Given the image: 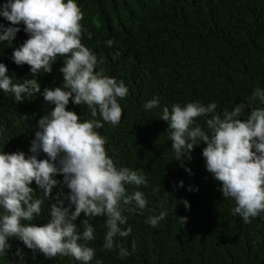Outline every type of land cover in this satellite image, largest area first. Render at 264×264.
<instances>
[{"label":"clouds","instance_id":"obj_1","mask_svg":"<svg viewBox=\"0 0 264 264\" xmlns=\"http://www.w3.org/2000/svg\"><path fill=\"white\" fill-rule=\"evenodd\" d=\"M196 1L178 0L177 6H193ZM223 8L235 23L236 34L242 29V14L259 32L246 54L252 72L236 86L246 98L218 113L215 102L174 103L169 109L153 98L144 83L127 84L119 61L122 57L129 61L131 55L113 59L110 73L99 70L97 56L82 43L86 29L77 0H5L0 4V16L11 25L25 26L29 34L14 49L12 58L17 65H28L34 77L13 83L7 67L0 63V93L7 97L3 121L13 106L25 122L11 148L0 146V258L11 247L9 238L15 237L22 243L14 264H105L89 244L95 239V229L102 245L99 250L124 259L132 254L127 239H135L137 232L171 225L189 237L201 228L202 249L214 238L212 222L201 214L202 204L228 206L225 216L231 227L241 223L239 232L231 231L229 239L243 235L253 222L264 224V0H227ZM175 29L183 30L177 19ZM19 31L0 24V42L11 43ZM214 32L219 36L215 28ZM180 39L187 42L179 46L185 62L187 35ZM114 43L106 41L108 47ZM1 46L6 50L5 43ZM58 57L63 58L59 69L63 86L45 88L41 93L35 77L51 73ZM221 77L227 89L224 75ZM227 91L234 95L233 89ZM34 94L47 102L42 106L43 115L35 114L39 107L30 100ZM124 101L131 122L148 137H152L150 118L157 109L156 119L165 124L164 136L157 139L159 150H167L173 163L188 172L194 183L174 198V216L168 223H163L165 211L145 212L146 176L120 163L119 156L125 155L120 140L129 132ZM70 102L83 115V108L89 110L92 118L84 120L70 110ZM104 125L119 126V134L102 129ZM128 185L135 186L131 194ZM52 190L59 193L48 204L50 219L32 223L41 214L45 199L53 198ZM135 211L142 218L139 230L128 220ZM82 213L87 218L78 225Z\"/></svg>","mask_w":264,"mask_h":264},{"label":"trees","instance_id":"obj_2","mask_svg":"<svg viewBox=\"0 0 264 264\" xmlns=\"http://www.w3.org/2000/svg\"><path fill=\"white\" fill-rule=\"evenodd\" d=\"M226 1L197 0L193 6L182 7L177 6L178 0H77L84 13L81 23L86 29L82 43L97 56L98 68L103 69L104 73L111 72L110 63L117 56L131 55L129 61L127 57L119 61L125 82L144 83L163 107L171 109L174 103L183 106L187 102L199 101L205 105L215 102L218 113L219 110H231L234 104L242 103L246 98L243 89L236 86L252 72L246 54L255 45L259 29L242 14V29L236 34V25L223 8ZM4 2L0 0V4ZM176 19L185 32L175 29ZM254 19L258 22L260 18L255 14ZM0 24L20 29L11 43L0 42V63L7 67V74H11L13 83L33 79L29 66L17 65L12 58L14 49L29 37L24 31L25 26L11 25L2 16ZM214 28L220 37L215 34ZM89 32L92 34L90 39L87 35ZM186 35L188 50L184 62L179 46L187 43L180 39ZM109 39L115 42L112 47L106 44ZM4 43L6 50L1 46ZM61 67L63 58L58 57L51 73L41 72L35 77L41 86V93L45 88L63 86V75L59 71ZM223 75L227 89H224ZM228 89H233L234 95L228 93ZM39 96L42 95L30 96V100L38 104L35 112L38 116L43 115L42 106L47 103L44 100L41 102ZM6 100L7 97L0 93V146L4 149L12 147L19 129L25 124L13 106L7 109L3 121ZM67 107L76 110L84 120L92 118L85 108L83 115L75 104L70 102ZM123 112L129 122V132L120 140L125 149V155L119 156L120 163L132 170H140L146 176L148 184L144 192L148 204L145 212L159 214L165 211L167 215L163 223H168L174 216V198L194 185L191 175L173 163L167 150H159L157 139L164 136L162 127L165 124L162 119H156V108L150 118L152 137L145 136L131 122L125 101ZM202 124H205V120H202ZM102 129L119 134V126L116 125H104ZM180 182H183L182 187ZM126 187L129 194L135 189L134 185ZM57 193L52 190L53 198L45 199L41 214L32 223L50 219L48 204L55 202ZM64 203L68 206L69 201L65 200ZM227 212L226 204L201 205V214L207 222H212L211 232L214 235L202 249H199L204 239L201 228L193 237H189L181 234L175 225L144 234L137 232L135 239L133 237L126 241L132 254L124 259H115L111 253L99 250L102 245L96 229L95 239L89 244L97 250V256L105 264H159L153 262L154 258L163 259L165 262L161 264H264V224L253 222L246 226L243 235L229 239L231 231L235 234L239 232L241 223L234 222L231 227L225 216ZM86 218L82 213L77 220L78 225ZM128 220L137 230L142 227V218L136 215V211L131 212ZM9 241L11 247L4 259L0 258V264H14L15 254L21 247L22 241L18 238L11 237Z\"/></svg>","mask_w":264,"mask_h":264}]
</instances>
